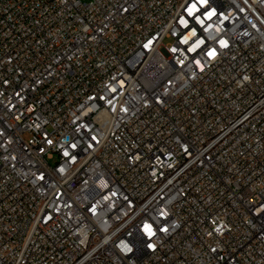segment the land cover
<instances>
[{
    "label": "built area",
    "instance_id": "built-area-1",
    "mask_svg": "<svg viewBox=\"0 0 264 264\" xmlns=\"http://www.w3.org/2000/svg\"><path fill=\"white\" fill-rule=\"evenodd\" d=\"M0 264H264V0H0Z\"/></svg>",
    "mask_w": 264,
    "mask_h": 264
},
{
    "label": "rangeland",
    "instance_id": "rangeland-1",
    "mask_svg": "<svg viewBox=\"0 0 264 264\" xmlns=\"http://www.w3.org/2000/svg\"><path fill=\"white\" fill-rule=\"evenodd\" d=\"M169 40L167 39L166 42H168Z\"/></svg>",
    "mask_w": 264,
    "mask_h": 264
}]
</instances>
